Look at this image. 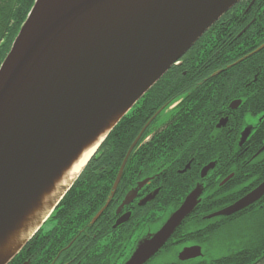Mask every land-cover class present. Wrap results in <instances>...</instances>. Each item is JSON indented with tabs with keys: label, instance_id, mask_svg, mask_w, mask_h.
I'll return each mask as SVG.
<instances>
[{
	"label": "water",
	"instance_id": "obj_1",
	"mask_svg": "<svg viewBox=\"0 0 264 264\" xmlns=\"http://www.w3.org/2000/svg\"><path fill=\"white\" fill-rule=\"evenodd\" d=\"M240 1L36 0L0 67V238L113 115L124 113L108 135ZM145 129L123 160L112 197ZM77 179L49 203L32 236L0 254V264L33 239ZM201 192L194 190L154 236L139 242L125 264L154 258L193 212ZM263 193L264 185L212 217L231 216ZM201 257V248L191 247L178 260Z\"/></svg>",
	"mask_w": 264,
	"mask_h": 264
},
{
	"label": "flooded vegetation",
	"instance_id": "obj_2",
	"mask_svg": "<svg viewBox=\"0 0 264 264\" xmlns=\"http://www.w3.org/2000/svg\"><path fill=\"white\" fill-rule=\"evenodd\" d=\"M218 22L209 39L192 47L199 45L200 56L186 53L145 94L152 92L149 100L144 96L128 113L136 110L138 125L148 121L132 152L138 150V175L125 185L122 199L114 202L125 169L103 207L58 209L39 238L8 264H125L139 242L154 236L197 188L198 204L155 257L189 243L205 256L198 241L176 238L187 222H208L219 236L235 232L238 252L245 231L264 230V193L231 216L212 217L264 185V54L257 58L264 42L256 47V36L264 39V0H241ZM209 49L216 63L201 60ZM209 165L213 168L203 175ZM92 197L96 206L102 202H93L96 192Z\"/></svg>",
	"mask_w": 264,
	"mask_h": 264
},
{
	"label": "trees",
	"instance_id": "obj_3",
	"mask_svg": "<svg viewBox=\"0 0 264 264\" xmlns=\"http://www.w3.org/2000/svg\"><path fill=\"white\" fill-rule=\"evenodd\" d=\"M35 2L36 0H0V67L4 62L6 56L9 54L10 49L16 37L18 36L21 27L27 20L32 8L34 7ZM229 14L226 15V17L229 16ZM232 15L233 14H230V16ZM219 23L220 22L215 24L202 37V40L209 39L207 34L216 31ZM253 31H256L255 28L253 29ZM256 39V47L264 42V39H261L259 36H256ZM198 47L199 45L192 48L187 54L186 58L190 56L198 58L200 56V50H198ZM210 50L211 49L208 50L206 58L201 60L207 63H216V61H213V58L215 57L214 51ZM263 54L264 52H262V54L260 55H257V58ZM188 62L196 63L197 61L188 60ZM162 83L163 82L161 81L160 84ZM151 95L152 92L147 94L144 97L143 101H148ZM137 117L138 115L136 113V110H133L130 114L125 116L112 130L102 146L88 162L87 166L85 167L77 181L74 183L70 191L62 199L49 220L55 219L58 216L57 210L60 208L73 210L88 208L99 209L105 205L108 196L112 191V186L118 175L119 169L123 163L128 149L137 137L143 125L148 121L147 119L141 125H138ZM214 154V152H209L208 156L210 157L211 155H213L214 157ZM137 159L138 150L131 155L127 163L124 177L119 185L114 202L115 200L119 201L122 199L125 185L129 183H135L134 176L138 175V172H135L138 169V166L135 164V161H137ZM95 192L96 198L93 202L102 200V202L98 206L92 203V195ZM203 207L204 206H202V208ZM88 217H90V214H88ZM199 224L202 223L195 222V224H192L190 222H187L186 226L179 230L176 238L182 239L187 242L196 240L201 243V245H212L221 231L212 228L208 222H205L203 225ZM85 225H89V220L85 223ZM41 230L33 237V239L36 240L39 238ZM222 233H230V235L232 234V232ZM244 234L245 235L242 237L243 240H241V252H238L237 245L233 244L232 247H227L230 252L229 255L218 260H214L211 262L203 261L180 264H264V258L262 259V257L264 256V230H256L254 232L252 229H249L248 231H245ZM70 241H68V243ZM152 261L153 259L147 264H152Z\"/></svg>",
	"mask_w": 264,
	"mask_h": 264
},
{
	"label": "bare ground",
	"instance_id": "obj_4",
	"mask_svg": "<svg viewBox=\"0 0 264 264\" xmlns=\"http://www.w3.org/2000/svg\"><path fill=\"white\" fill-rule=\"evenodd\" d=\"M123 115L124 113L113 115L111 119L108 120L105 127L99 130L95 137L91 138L90 142L85 145L83 150L79 152L76 157L72 158L69 166L63 169L61 176L54 180L52 186L45 188L40 196L32 200L24 215L18 218L14 227L8 231L5 237L0 238V254H3L5 250L16 243V241L25 240L34 234L35 229L32 226L36 224L38 220L46 218L49 212V203L58 200L78 176L82 174L89 160L95 155L94 153L97 152L98 148L102 146L108 133ZM151 121H149L150 124Z\"/></svg>",
	"mask_w": 264,
	"mask_h": 264
},
{
	"label": "rangeland",
	"instance_id": "obj_5",
	"mask_svg": "<svg viewBox=\"0 0 264 264\" xmlns=\"http://www.w3.org/2000/svg\"><path fill=\"white\" fill-rule=\"evenodd\" d=\"M236 243H237V235L235 232H233L231 235L230 233L222 234L215 239L212 245L210 244L202 245V249L204 251L205 256L196 259V261L211 262L214 260H218L222 257H225L229 255L230 253L227 247L228 246L232 247L233 244H236ZM192 245H194V243L175 246L172 250L164 251L159 256L155 257L151 263L152 264H180L178 260L179 254L184 249L189 248Z\"/></svg>",
	"mask_w": 264,
	"mask_h": 264
}]
</instances>
